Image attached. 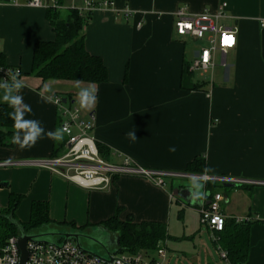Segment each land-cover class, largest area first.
<instances>
[{"label":"crops","instance_id":"crops-1","mask_svg":"<svg viewBox=\"0 0 264 264\" xmlns=\"http://www.w3.org/2000/svg\"><path fill=\"white\" fill-rule=\"evenodd\" d=\"M110 1L112 9L96 11L83 28L85 49L101 58L108 70V82L94 86L42 82L30 74L34 45L55 38L45 10L28 7V0H0V55L4 66L19 74L15 84H0V106L18 109L12 145L0 147V209L8 206L10 195H20L15 216L22 223L29 221L32 203L41 202L47 203L49 218L57 223L85 229L104 228L114 218L122 223L155 222L165 224L172 239L194 236L202 204L216 193L223 196L220 208L226 217L260 214L264 208V0ZM221 4L226 8L219 25L237 29L235 46L227 52H232L230 70L210 87L193 74V83L207 87L186 91L181 75L191 61L189 37L176 34L173 14L179 8L215 12ZM124 11L129 18L123 17ZM56 96L66 97L62 101L71 106L75 100L89 106L87 112L78 109L85 118L93 117L92 135L108 163L118 165L128 159L144 170L161 173L164 185L158 187L145 176L123 175L114 178L108 189L92 191L40 166L62 152L60 119L52 102ZM195 158L205 160L203 175L229 182H204L203 175L186 173V165ZM207 183L229 192L214 187L210 191ZM186 190L192 203L182 197ZM245 264H264V225L257 222L250 226Z\"/></svg>","mask_w":264,"mask_h":264},{"label":"built area","instance_id":"built-area-1","mask_svg":"<svg viewBox=\"0 0 264 264\" xmlns=\"http://www.w3.org/2000/svg\"><path fill=\"white\" fill-rule=\"evenodd\" d=\"M27 6L43 10H72L78 12L79 15H92L99 10L112 9L113 4L110 0H81L79 3L70 0L65 4H60L58 0H28ZM225 8L226 4H221L215 12L204 9L199 13H190L186 8H179L173 14L174 29L178 36L206 42L207 47L195 54L189 70L193 74H197L203 81L209 75L211 86L213 70L218 66L215 55L219 54V64L226 69L227 52L234 48L237 36L236 28L219 25L220 20L225 17ZM123 17L129 18L130 13L124 11ZM140 26L141 23H138L137 27ZM18 77L19 74L16 71L8 67H0V84L13 85ZM207 95L210 97L211 91ZM52 102L60 119L59 132L64 137V143L59 156L40 163L44 169L69 183L92 191L108 189L114 178L123 175L145 176L154 181L158 187L164 185L160 179V176H163L161 173L144 170L128 159L118 165L102 159L96 140L92 135L93 117L85 118L78 108L63 103L60 97H54ZM201 179L204 182L212 180L229 182L228 179L212 178L205 175L201 176ZM223 201L221 194H213L208 203L202 204L199 211L201 225L213 234L214 240L215 234L223 231L227 220H232L235 224L257 222L264 225V208L260 214L253 216L226 217L220 208ZM26 250L28 255L25 264H165L167 255V249L163 243H160L153 251H139L134 254L119 253V255L110 256V260H101L88 255L81 251L74 242H60L56 246L28 242ZM217 250L220 259L225 264H231L227 253L220 247H217ZM19 255L17 238L10 237L5 246L0 249V264H18Z\"/></svg>","mask_w":264,"mask_h":264},{"label":"trees","instance_id":"trees-1","mask_svg":"<svg viewBox=\"0 0 264 264\" xmlns=\"http://www.w3.org/2000/svg\"><path fill=\"white\" fill-rule=\"evenodd\" d=\"M61 4L62 0H58ZM65 12V17H61ZM90 15H79L72 10H45V17L53 33L54 40L38 42L32 50L30 74L46 81H66L101 86L108 82V70L101 58L87 52L84 45L83 27ZM190 66V65H189ZM0 67L4 59L0 55ZM182 88L186 91H198L205 83H193V73L187 64L182 69ZM67 97L69 95H66ZM61 100L66 98L59 96ZM18 109L15 106H0V147H10L14 136ZM7 139V142H6ZM61 142V148L63 147ZM99 155L105 159L104 152L98 147ZM57 156V155H56ZM54 156V158L56 157ZM205 160L195 158L186 165L185 172L203 175ZM208 184V185H207ZM210 191L214 187L207 183ZM20 195H10L8 206L0 209V249L10 237H18L21 233L36 234L46 228L70 229L83 232L73 223H57L48 215L47 203L34 202L30 209V218L26 223L16 219L15 212L21 201ZM251 223L235 224L227 220L222 232L215 234L214 244L227 253L231 264H245L249 252V231ZM118 237V253L134 254L139 251H152L160 243L171 238L167 234L166 225L155 222L133 224L119 222L115 218L103 225Z\"/></svg>","mask_w":264,"mask_h":264},{"label":"rangeland","instance_id":"rangeland-1","mask_svg":"<svg viewBox=\"0 0 264 264\" xmlns=\"http://www.w3.org/2000/svg\"><path fill=\"white\" fill-rule=\"evenodd\" d=\"M65 12H61V17L65 16ZM186 45L188 48V60L191 59L189 64L192 62L193 54L200 52L201 49L206 48L207 44L204 40H196V39H186ZM232 59V52H229L227 55V68L224 69L220 66V56L217 53L215 55L216 63H218L217 67L213 70L212 73V84L217 86L219 84V80L221 79L224 72H227L229 69V65ZM229 66V67H228ZM197 79V75L195 76ZM204 81H208V87H210V76L208 75ZM207 87V85L205 84ZM67 97V96H66ZM70 104V103H68ZM74 107L79 108L83 112H87L89 106L87 104H83L80 100H75L73 104ZM62 136V135H61ZM63 141L64 137L62 136ZM106 154H104L105 156ZM108 159L107 156H105ZM106 158L104 159L106 161ZM108 162V161H107ZM214 189L217 188L220 192L228 193L229 190L226 188L220 187L217 183L213 184ZM214 191V190H213ZM201 209V208H200ZM200 224V225H199ZM199 224L196 227L195 233H193L192 238H182L180 239H170L165 241L163 244L166 246L167 255H166V262L165 264H225L222 259L219 257V252L217 250V246L214 244L213 234L203 225L200 223V214H199ZM48 230V228H47ZM56 230L55 228L50 229ZM60 231H68L70 229H58ZM104 230L101 225H89L87 226L83 232H86L88 235L91 236H99L101 232ZM174 232V231H172ZM175 233V232H174ZM181 236V235H179ZM49 242H56L60 243L56 237L47 238ZM84 250L91 254L101 255L106 257V254L96 245L90 242H83L82 244ZM153 251V250H152ZM142 252H145L143 250ZM114 255H119V253H113ZM154 254V253H153Z\"/></svg>","mask_w":264,"mask_h":264},{"label":"water","instance_id":"water-1","mask_svg":"<svg viewBox=\"0 0 264 264\" xmlns=\"http://www.w3.org/2000/svg\"><path fill=\"white\" fill-rule=\"evenodd\" d=\"M63 103H66L65 100H63ZM182 197L191 202V192L189 191H183ZM56 229V228H55ZM103 232L99 234V236H91L88 235L86 232H80V231H60V230H51L49 231V228L47 230L44 229L36 234H24L21 233L17 237V245L19 248V263L18 264H25L27 261V244L28 242H34V243H46L50 245H57L56 242H49L47 238L50 237H56L58 241H61L62 243L65 242H74V244L84 253L94 256L96 258H99L101 260H110V256L114 255L113 253H117L118 249V237L115 235V233L110 234L107 229L103 228ZM83 242H90L96 246H98L105 254L106 257L101 255H95L87 252L84 250L82 244Z\"/></svg>","mask_w":264,"mask_h":264}]
</instances>
